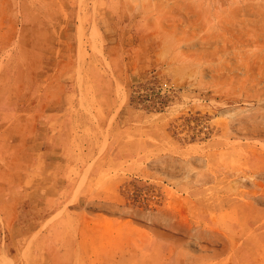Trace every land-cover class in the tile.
I'll use <instances>...</instances> for the list:
<instances>
[{"label":"rangeland","instance_id":"rangeland-1","mask_svg":"<svg viewBox=\"0 0 264 264\" xmlns=\"http://www.w3.org/2000/svg\"><path fill=\"white\" fill-rule=\"evenodd\" d=\"M0 264H264V0H0Z\"/></svg>","mask_w":264,"mask_h":264}]
</instances>
